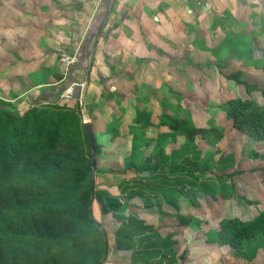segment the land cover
<instances>
[{
    "label": "trees",
    "instance_id": "obj_1",
    "mask_svg": "<svg viewBox=\"0 0 264 264\" xmlns=\"http://www.w3.org/2000/svg\"><path fill=\"white\" fill-rule=\"evenodd\" d=\"M198 1L200 5L207 0ZM233 1L234 4L239 2ZM251 1L241 4L258 8ZM106 3L107 0L100 6L98 15L84 36L82 43L88 42V48L77 54L78 63L68 67L66 78L64 74H54L53 81L48 83L52 86L46 87L36 98H31L30 106L19 114L9 111L6 108L9 102L0 98V264H98L108 253V243L106 245L103 237L106 232L94 217L95 204H90L93 159L82 113L66 103H58L63 92L84 76ZM195 3L189 2L196 30L188 23L179 26L182 31L179 38L187 53L172 65L163 54L166 67L178 72L196 68L202 70L203 67L206 70H228L229 74L222 76L224 80L242 86L248 96L259 92L264 97V89L241 80L240 72L244 67L264 73V48L258 40L264 35L263 11L249 12L250 19L259 29L246 37L235 30L230 10H224V16L214 14L210 19L205 17L201 8H194ZM85 23L82 21L77 28V41L84 33ZM207 23H210L209 27ZM225 24L226 30L223 31ZM136 50L139 51V58L136 56L138 64L148 59L140 57L143 47H136ZM193 50L213 56L214 64H200L195 60ZM124 51L123 55L119 52L107 58L106 74L97 71L95 62L90 73L97 77L103 103L95 108L91 116L97 165L103 158L115 155L126 138L119 126L125 113L123 105L128 102L129 111L133 113L127 123L133 160L120 173L149 172V166L166 158L168 145L178 138L183 141L186 151L198 160L193 168L175 166L171 169L173 175H183V182L192 185L195 192L192 197L170 186H148V190L158 196L147 207H155L160 215L181 221L178 226L154 232L174 240L176 245L181 235L188 237L193 230H202L206 244L228 248L232 252L225 253L222 264L253 263L256 251L252 240L264 238V197L261 194L260 198L249 200L237 195L234 185L230 182L229 187L226 181L232 175L242 176L244 172L240 167L242 169L245 164L243 157L236 161L232 155L220 156L219 164L226 161H233V164L229 172L219 173L215 171L216 164L213 162L217 149L214 152L211 148L217 147L227 130L264 143V103L258 104L250 98L241 97L223 99L220 89L214 90V83L210 82L214 86L207 88L205 84L209 78L203 79V75L194 78L192 74L184 75L183 82L178 86L170 84L164 87L165 93L161 98L157 97V88L146 81L136 89L140 93L143 88L150 90L129 97L108 85L111 80L119 81L124 77L114 70L120 61L127 59L126 52L129 51ZM165 51L168 56L173 55L170 50ZM156 64L161 65L159 62ZM234 68L236 72H233ZM204 73L209 74L208 71ZM90 80L91 77L89 83ZM195 81L198 83L196 89L193 88ZM218 96L220 100L206 105L207 101L218 99ZM154 106L158 107L157 114L153 113ZM147 133L154 134L147 136ZM104 136L107 137L102 143L100 138ZM150 147L151 151L145 156ZM200 147L203 151L199 150ZM136 152L140 158L138 163L134 162ZM245 152L254 161L264 158L253 149ZM201 154L205 156L200 160ZM255 169L250 172H259ZM209 173L212 176H208ZM233 195L240 201L242 213L229 215L217 208V200H229ZM177 196L182 197L181 202L176 200ZM184 209L203 210L205 214L202 219L195 216L187 219L181 214ZM100 213L102 210L99 207L97 214ZM207 214H213V218H207ZM170 250L177 264L191 253L185 249L178 256L175 248Z\"/></svg>",
    "mask_w": 264,
    "mask_h": 264
},
{
    "label": "rangeland",
    "instance_id": "obj_2",
    "mask_svg": "<svg viewBox=\"0 0 264 264\" xmlns=\"http://www.w3.org/2000/svg\"><path fill=\"white\" fill-rule=\"evenodd\" d=\"M17 1L18 0H0V98L9 102V106L6 108L14 114H19L26 106H30V99L36 98L38 94L46 88L47 84L53 81L54 74L60 71L55 70L53 67L51 69H44V64L47 63L45 66L51 65L52 61L53 66L55 65L56 67L59 66V68L62 67L63 69H67L61 62L62 55H74V53H71V49L66 48L64 44L60 46L61 51H59L58 55L53 59L46 56V54L36 55V52H33L31 46L30 52H28L24 58H18L17 54L14 56V53L10 54L8 43L10 42L11 35L8 34L9 32L7 30H9V28H6L3 22V8L6 3L10 6H17ZM35 1L40 3H35ZM219 2L220 6L216 14L218 16H224V8L226 6L222 3V0ZM233 2V0H227V5L229 4L232 9L230 15L234 22V28L240 34L249 37L253 30L257 31L259 29V26L254 25L252 19H250L249 12L261 9L264 13V0L254 1L255 3L253 4L258 5V8H251L246 4L242 5L240 1L232 7ZM30 3L32 5L29 9L26 8L28 12L26 11L27 15H24L23 18L30 17L31 14L29 12L36 11V7L45 2L42 0H23V4ZM72 4V0H59L57 1L58 7L53 13L55 16L60 17L58 21L61 24L64 23L63 25L65 26L70 24L71 21L69 8H71ZM186 14L189 15L188 13ZM14 21L15 19L12 18L11 23ZM176 22L177 21L173 22L175 24V26L173 24L174 32L179 30V26H177L179 24ZM192 28L196 30V26H192ZM206 29L208 30L209 28L206 27ZM222 29L223 31L226 30V24ZM63 32L65 35L66 31ZM26 37L25 35V40L29 41L30 38ZM209 40L210 38L208 41ZM258 40L264 48V35L259 36ZM166 43L167 46L174 51L172 56H168L166 53L164 54L167 59L170 60V65L181 60L186 55L187 49L179 42L177 36L173 34L168 35ZM40 47L42 48V46ZM192 52L196 56L195 60L200 62V64L211 65L215 62V58L206 52H198L197 50H193ZM155 55L158 57L156 62H159L161 67H157L155 70H142L139 68L135 70H116L117 74L123 75L124 77L119 81H110L108 84L109 88L112 90L117 89L118 92H122L125 95L128 94L129 97H134L135 95L144 94L147 90H150V88H143L141 93L140 90H137L138 87L142 86L143 81H146L149 82L151 86L157 88V97L161 98L165 93L164 87L170 84H177L176 86H178V84L183 82L184 75L192 74L194 78H196L197 75L201 78L200 75H203V79L209 78L208 83L205 84L207 88L215 84L214 90L220 89L223 99L241 97L250 98L258 104L264 103V97H262L259 92H254L248 96L242 86L224 80L222 76L223 74H229L228 70H206L207 68L203 67L202 70L196 68V70H179V72L177 70L170 71L164 64L165 59L161 57V53L158 52ZM96 59L97 71L106 74V70H104L102 66V56L99 54ZM19 61L27 63L29 67L21 75H12L13 79H19L20 81V84L16 85V83H11L13 79L10 80L11 76L8 75L9 73L6 67L9 66L11 62L14 64ZM204 71H208L209 74H205ZM236 71V68H234L233 72ZM240 72L241 80L256 85L259 89H264V73L249 70L244 67H242ZM90 77V83L88 82L85 87L84 108H81L78 101L68 96L67 94H69L70 91L66 92V90L63 92V95L60 96L58 103H66L74 109L80 110L81 113L83 112L88 116L91 122V116L95 108L103 103L100 96L101 88L96 82V75L92 73ZM210 82L214 84L211 85ZM38 83L43 84L42 86H38ZM197 85L198 83L195 81L193 88L196 89ZM221 97L218 96V99L214 98L207 101L206 105L220 100ZM9 99L10 101H8ZM123 108L125 109V113L119 127L121 134L126 138L121 142L122 145L115 155L103 158L98 162L95 176L93 203L96 209H94L95 212H93V214L97 222L106 232L108 243V253L104 261L102 260V264H177L175 255L170 250L172 247L176 249L178 256H181L185 249L191 251L180 264H222V258L226 255L225 253L231 251H229L228 248L206 244L204 235L201 233L202 230L201 232L193 230L192 234L188 237L186 235H181L182 238L176 240V245L173 244L174 240L166 239L159 233H156L157 231L154 232V230L157 229L160 230L165 227L178 226L181 221H176L173 217H164L160 215L155 207H147V204L154 203L158 196L154 191H149L148 186L160 188L170 186V188H177L181 190L183 194L187 193L190 195L189 197H192L195 193L192 185L183 182L185 180L183 175L179 173L173 175L171 169L175 166H181L186 169L193 168L196 166L198 160H196L191 153L186 151L183 141L178 138L175 143L168 145V147L166 146V158L159 161L156 165H150L149 167L151 170H149V172L143 171L141 173H135L130 171L120 173V171H123L125 167H127L128 162L133 160L131 137L128 135L127 126L128 120L132 117L133 113L129 111L130 105L128 102L123 105ZM158 111V107L154 106L153 113L157 114ZM82 120L84 121L83 117ZM153 134L154 133H147V136H153ZM105 137L107 136L100 138L102 143L105 142ZM215 149H217V153L215 154V160L213 162L216 164L215 171L219 173L228 171L233 164V161H226L219 164L218 159L220 156L232 155L234 159H237L236 161L243 157L245 164L242 165V169L240 167V170L244 172L242 176L238 177L232 175L231 178L226 181L229 187L230 182L234 185L237 195L246 197L249 200L260 198L262 195L264 197V181L262 180L264 176V173H262L264 169V158L254 161L245 155V151L251 149L258 152L259 155H264V143H259L238 132L227 130L223 140L217 147L211 148L214 152ZM199 150L203 151V148L200 147ZM150 151L151 147L146 150L145 156ZM204 156V154H201L200 160ZM139 160V154L136 152L134 162L138 163ZM252 169L259 170V172H250ZM208 176H212V174L209 173ZM140 194H143V196H140ZM176 200L181 202L182 197L177 196ZM239 204L240 201L236 198V195H233L229 200H217V208H219V210L222 209L223 213H229V215L242 213V207ZM99 207L102 210V214L100 213V215L97 214V208ZM181 214L187 219L193 216L202 219L205 213L203 210L184 209ZM212 216L213 214H207V218L209 219L213 218ZM252 245L253 249L256 251V255L251 264H264V238L253 239Z\"/></svg>",
    "mask_w": 264,
    "mask_h": 264
},
{
    "label": "crops",
    "instance_id": "obj_3",
    "mask_svg": "<svg viewBox=\"0 0 264 264\" xmlns=\"http://www.w3.org/2000/svg\"><path fill=\"white\" fill-rule=\"evenodd\" d=\"M42 1L45 3L39 4L38 7L35 6L36 11L34 12L30 10L31 16H28V18H23V16L27 15L26 11L28 12V9L32 5L31 3L23 4V0H18L17 6L4 4L3 22L5 27L9 28L7 30L8 34L11 35L10 42L8 43L10 48L9 53H14V56L17 54L18 58H24L30 52L31 46L36 55L46 54V56L53 59L61 51L60 46L62 44L66 48L71 49V53L76 55L80 52L82 53L83 48H88V42L82 43L84 36L86 37L87 30L92 26L91 24L94 22L100 11V6L105 0H72L73 4L69 8L71 21L67 26L63 25V21V24H61L58 21L60 17L53 14L54 10L58 7L57 1L59 0ZM194 1L196 2L194 8H201L205 17L210 19L218 12L217 10L220 6V0H207L205 4L202 3L200 5L198 0H117L113 8L114 11L110 15L95 51V67L97 65L96 58L99 54L102 56V66L104 70H107L105 64L107 58L119 52L123 55L125 54V49L129 51V53L126 52L128 57L126 60L118 63L114 69L115 72L116 70H135L138 68L142 70H155V68L161 67V65L157 66L155 62L158 60L155 54L160 52L163 56L167 52L165 51L166 49L170 50L171 53L174 52L172 48L167 46V36L170 34L177 36L179 42L183 45L179 38L182 31L179 29L177 32H174L173 22L177 21L176 23L179 24L177 26L186 23L193 27L196 26L195 20L191 18L192 11L189 5V2ZM238 1L241 3L246 0ZM254 1L252 0L251 4L255 3ZM35 3L40 2L35 1ZM222 3L226 6L224 10L228 9L232 12L230 5H227V0H222ZM233 5L234 3H232V7ZM78 13L80 14L78 15ZM12 18L17 21L11 23ZM82 21L86 22L85 30L79 41H77L75 33ZM209 25L210 23L206 24L207 27ZM63 31H66L65 35ZM25 35L27 36L26 38H30L29 41L25 40ZM85 40L87 41L88 39L85 38ZM136 47H143L140 57L148 58L140 64L136 62V56H139V51L137 52ZM46 64H44V69H51L53 67L55 70H60L58 73L64 74L66 78L68 67H66L67 69H63L62 67L59 68V66H53L52 61L51 65L45 66ZM28 67V64L25 62L19 61L14 64L11 62L6 67L8 75L11 76L10 80L13 79L12 75H21ZM73 69H76V67ZM11 83L19 85L20 81L19 79H13ZM42 84L38 83V86H42ZM50 86L52 85L47 84L46 87Z\"/></svg>",
    "mask_w": 264,
    "mask_h": 264
},
{
    "label": "water",
    "instance_id": "obj_4",
    "mask_svg": "<svg viewBox=\"0 0 264 264\" xmlns=\"http://www.w3.org/2000/svg\"><path fill=\"white\" fill-rule=\"evenodd\" d=\"M117 2V0H108L107 4H106V8L103 12L102 18L100 20L98 29L96 31L95 37L93 39V43H92V47L86 62V66H85V73L83 78L80 81H75L74 83H72L70 85V87L68 88V90L70 91V93L68 94V96H70L71 98H73L75 101H78L80 103L81 108H84V93H85V87L86 84L89 81V77H90V73H91V68L93 66V62H94V55H95V51L97 48V45L99 43V39L103 33V30L110 18V15L113 11L114 5ZM83 113V112H82ZM83 125L86 131V135L88 138V144H89V149H90V153L93 159V166L91 169V179H92V183H91V187H92V194H91V198H90V204L92 205V202L94 200V192H95V176H96V169H97V154H96V150H95V145H94V139H93V132H92V127H91V122L88 118L87 115H85L83 113ZM104 237V241L107 245V235L106 233L103 234ZM98 264H102V260L98 262Z\"/></svg>",
    "mask_w": 264,
    "mask_h": 264
},
{
    "label": "built area",
    "instance_id": "obj_5",
    "mask_svg": "<svg viewBox=\"0 0 264 264\" xmlns=\"http://www.w3.org/2000/svg\"><path fill=\"white\" fill-rule=\"evenodd\" d=\"M61 62L63 63L64 66L70 67V66H75L78 63L77 55L74 54L73 56L69 55H62ZM69 91L68 89L66 92ZM65 94V93H64ZM63 95V94H62ZM68 95V94H67Z\"/></svg>",
    "mask_w": 264,
    "mask_h": 264
},
{
    "label": "clouds",
    "instance_id": "obj_6",
    "mask_svg": "<svg viewBox=\"0 0 264 264\" xmlns=\"http://www.w3.org/2000/svg\"><path fill=\"white\" fill-rule=\"evenodd\" d=\"M70 87V86H69Z\"/></svg>",
    "mask_w": 264,
    "mask_h": 264
}]
</instances>
